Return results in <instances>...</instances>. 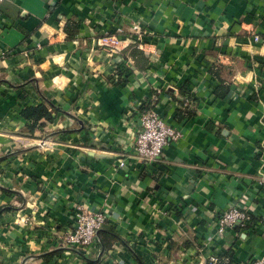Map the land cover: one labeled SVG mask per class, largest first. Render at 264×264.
<instances>
[{"label": "crops", "instance_id": "crops-1", "mask_svg": "<svg viewBox=\"0 0 264 264\" xmlns=\"http://www.w3.org/2000/svg\"><path fill=\"white\" fill-rule=\"evenodd\" d=\"M40 103L57 111L26 136ZM147 108L179 136L142 164ZM104 196L96 248L66 246L74 209ZM232 205L249 224L215 235ZM0 210V264L264 259V0L0 1Z\"/></svg>", "mask_w": 264, "mask_h": 264}, {"label": "built area", "instance_id": "built-area-1", "mask_svg": "<svg viewBox=\"0 0 264 264\" xmlns=\"http://www.w3.org/2000/svg\"><path fill=\"white\" fill-rule=\"evenodd\" d=\"M2 1V0H0ZM136 33H140L137 29ZM258 39L253 35V40ZM97 43L106 49H116L118 39L113 36H105L97 39ZM35 44V47H38ZM138 125L134 132L132 141V157L139 163L151 164L159 162L161 151L168 139L174 140L179 136L178 130L167 125L163 119L151 109H142L139 112ZM123 166V160L117 162ZM105 196L102 199V207L99 210H90L85 206H77L72 215L71 229L63 233L62 242L68 246L78 249L82 253H88L91 248H96V231L107 218L109 209ZM264 221V212L261 215ZM250 222V214L236 205L225 209L215 221V235L220 236L225 231L237 226L245 228ZM216 256L210 255L206 259L207 264H215ZM246 264H264V259H254Z\"/></svg>", "mask_w": 264, "mask_h": 264}, {"label": "trees", "instance_id": "trees-1", "mask_svg": "<svg viewBox=\"0 0 264 264\" xmlns=\"http://www.w3.org/2000/svg\"><path fill=\"white\" fill-rule=\"evenodd\" d=\"M133 53H140L138 50L133 49L132 50ZM120 71V70H119ZM120 74L124 80L127 75L129 74V71L127 68H122L121 67V71L118 73ZM218 89H221V87H218ZM224 90L221 92H218V90L216 89L214 91L216 96H223V94L226 92V88H223ZM189 103H191V100L189 97H184L180 94L179 100H178V105H188ZM184 106V107H185ZM183 107V108H184ZM57 109L46 106L43 103L40 104H36L34 106H26L23 109L20 110L19 114L20 116L26 121L25 124V134L26 136H32V133L34 132V130L38 127L44 126L45 123H49L52 122L54 116L52 114V112H56ZM2 211L0 210V213ZM237 227V226H235ZM207 264V263H206ZM215 264H235L232 261L231 258V253L229 251H225V253L223 255H221L218 259V261L215 262Z\"/></svg>", "mask_w": 264, "mask_h": 264}, {"label": "water", "instance_id": "water-1", "mask_svg": "<svg viewBox=\"0 0 264 264\" xmlns=\"http://www.w3.org/2000/svg\"><path fill=\"white\" fill-rule=\"evenodd\" d=\"M78 123L81 124V122L78 120ZM53 135V133H48L46 135H44L41 140L39 141L38 143V146H41L43 144V142H45L49 137H51ZM97 232L96 231V235H97ZM26 258L22 259L21 263L20 264H23V262L25 261Z\"/></svg>", "mask_w": 264, "mask_h": 264}, {"label": "rangeland", "instance_id": "rangeland-1", "mask_svg": "<svg viewBox=\"0 0 264 264\" xmlns=\"http://www.w3.org/2000/svg\"><path fill=\"white\" fill-rule=\"evenodd\" d=\"M38 128V127H37Z\"/></svg>", "mask_w": 264, "mask_h": 264}]
</instances>
